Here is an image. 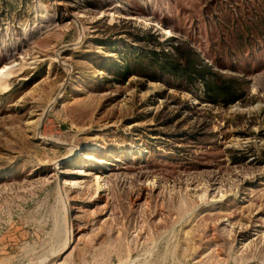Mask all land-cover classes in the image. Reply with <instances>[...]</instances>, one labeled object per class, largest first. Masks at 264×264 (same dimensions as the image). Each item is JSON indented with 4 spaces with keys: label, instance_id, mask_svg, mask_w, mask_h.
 Here are the masks:
<instances>
[{
    "label": "rangeland",
    "instance_id": "obj_1",
    "mask_svg": "<svg viewBox=\"0 0 264 264\" xmlns=\"http://www.w3.org/2000/svg\"><path fill=\"white\" fill-rule=\"evenodd\" d=\"M4 68L0 264H264V0H0Z\"/></svg>",
    "mask_w": 264,
    "mask_h": 264
},
{
    "label": "trees",
    "instance_id": "obj_2",
    "mask_svg": "<svg viewBox=\"0 0 264 264\" xmlns=\"http://www.w3.org/2000/svg\"><path fill=\"white\" fill-rule=\"evenodd\" d=\"M145 38L151 43L154 37L149 33ZM155 43L160 50L155 49L156 51L152 50L151 53L144 50L143 54H148L153 64L158 63L159 67L169 74L179 79L201 83L208 102L227 107L241 99L239 83L227 80L222 74L214 72L189 44L176 39L168 47L160 42Z\"/></svg>",
    "mask_w": 264,
    "mask_h": 264
},
{
    "label": "bare ground",
    "instance_id": "obj_3",
    "mask_svg": "<svg viewBox=\"0 0 264 264\" xmlns=\"http://www.w3.org/2000/svg\"><path fill=\"white\" fill-rule=\"evenodd\" d=\"M16 72V71H14ZM14 72L11 69L4 68L3 70H0V90H6L8 89V81L11 79L12 75L15 76ZM17 73V72H16ZM7 91V90H6ZM97 184L99 188L101 187L98 183L99 178H97Z\"/></svg>",
    "mask_w": 264,
    "mask_h": 264
}]
</instances>
